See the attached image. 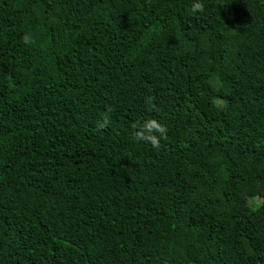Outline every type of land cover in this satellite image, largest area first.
<instances>
[{
    "label": "trees",
    "instance_id": "obj_1",
    "mask_svg": "<svg viewBox=\"0 0 264 264\" xmlns=\"http://www.w3.org/2000/svg\"><path fill=\"white\" fill-rule=\"evenodd\" d=\"M0 264H264V0H0Z\"/></svg>",
    "mask_w": 264,
    "mask_h": 264
},
{
    "label": "clouds",
    "instance_id": "obj_2",
    "mask_svg": "<svg viewBox=\"0 0 264 264\" xmlns=\"http://www.w3.org/2000/svg\"><path fill=\"white\" fill-rule=\"evenodd\" d=\"M197 7H200V5H197ZM164 131L165 129L158 125L155 121L148 120L142 125V131L139 133V135L140 138L150 141L153 147H157L159 145V140L153 133L159 132L163 134Z\"/></svg>",
    "mask_w": 264,
    "mask_h": 264
},
{
    "label": "rangeland",
    "instance_id": "obj_3",
    "mask_svg": "<svg viewBox=\"0 0 264 264\" xmlns=\"http://www.w3.org/2000/svg\"><path fill=\"white\" fill-rule=\"evenodd\" d=\"M259 203H257L255 200H251L248 202V205L251 207V208H256L258 206Z\"/></svg>",
    "mask_w": 264,
    "mask_h": 264
}]
</instances>
